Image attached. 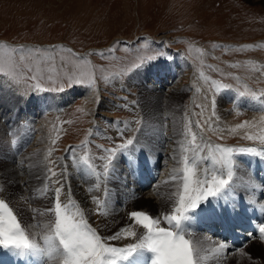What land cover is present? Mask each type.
I'll return each mask as SVG.
<instances>
[{"label":"rangeland","instance_id":"obj_1","mask_svg":"<svg viewBox=\"0 0 264 264\" xmlns=\"http://www.w3.org/2000/svg\"><path fill=\"white\" fill-rule=\"evenodd\" d=\"M160 52L164 56L133 70L134 64ZM151 66H165L166 70L157 69L163 74L155 80H161L159 84L164 87L153 89L147 84L156 75L151 70L147 72ZM81 73L95 78V87L90 88L95 98L92 102L78 90L80 86L88 87L87 79L85 85L66 83L68 76L80 77ZM142 73L147 76H140ZM33 75L38 76L42 90L32 87L37 82L31 79ZM171 75L178 86H187V90L168 101L164 94L170 92L171 88L166 86L171 83ZM217 85L221 86L220 91L216 90ZM65 92L68 98L72 92L77 96L68 106L50 109L49 105ZM153 92L158 95L153 96ZM241 92L245 95H239ZM8 93L22 100V104L32 96L51 102L45 110L38 102L31 105L42 109L36 113L35 121L39 127L43 124L39 135L36 132L33 138L32 134L30 139L23 138L21 117L0 125V199L9 204L26 233L31 234L29 239L45 247L43 237L52 234L55 217L46 209L54 206V188L62 189L65 184L54 183L59 175L47 179L48 169L63 173L67 165L64 161L68 160L74 172L70 178L79 182L76 187L85 206L92 207L93 196L101 197L104 211L109 214V219L101 220L100 216L93 220L100 230L97 233L102 232V239L110 246L125 247L137 242L136 238L126 237L119 246L118 240L109 241L108 237L131 223L128 205L153 217L160 215L158 203L145 193L159 176V171L151 167L156 162L160 166L162 153L167 154L176 140H184L186 124H192L193 132L215 145L264 150L258 139L245 138L264 136V0H0V97ZM94 105L97 109L92 112ZM105 110H109L108 115L99 113ZM195 121H199L200 128L194 126ZM245 121L249 123L244 128H236ZM168 123L175 129H167ZM44 133L46 146L36 148L37 138ZM166 136L171 137L169 142ZM127 139H133V146L116 156L105 175L107 160L101 158L108 153L103 149L114 148ZM200 142L198 136L197 143ZM69 146H76L75 156L69 154ZM177 151L180 157L185 154L178 147ZM202 152L208 154L207 149ZM234 158L236 174L225 195L233 196L234 202L238 200L244 208L250 193L264 190V182L258 177L262 169L256 163L264 158L251 154H236ZM242 165L248 174H240ZM211 166L209 161L207 168L211 170ZM24 172L30 175L32 186L27 193L21 188ZM102 176L105 188L99 196L97 185ZM128 179L141 180L142 192L124 196L129 188ZM169 181L163 182L166 198L161 207L168 211L175 202L176 186ZM46 183L50 186L47 190ZM135 231L137 236L141 234L137 228ZM0 249L11 264L63 262L55 253L49 259L21 254L13 248ZM142 251H148L147 262ZM142 251L133 257V264L152 263L154 254ZM243 252L250 264L259 254L252 247ZM238 258L245 255L242 253L227 264H239ZM201 264L211 262L202 256Z\"/></svg>","mask_w":264,"mask_h":264},{"label":"snow or ice","instance_id":"obj_2","mask_svg":"<svg viewBox=\"0 0 264 264\" xmlns=\"http://www.w3.org/2000/svg\"><path fill=\"white\" fill-rule=\"evenodd\" d=\"M21 51L23 50L21 49ZM160 56H164V53L160 52L155 57L142 59L141 62L133 65V70ZM31 79L37 81L32 87L35 90H42L38 76L33 75ZM48 79L52 80V77L49 76ZM86 79L87 86L94 88L95 78L91 74L81 73L80 77L68 76L66 83L68 86L85 85ZM213 83L216 82L213 81ZM222 87L228 88L229 86L223 85ZM220 88L221 86L217 85L216 90L220 91ZM239 95L243 96L245 93L241 92ZM97 103H99L98 100ZM212 103L214 105L215 101L213 100ZM248 123L245 121L243 124L236 125V128H244ZM194 126L201 127L199 121H195ZM201 131L203 130L201 129ZM182 135L184 140L180 142V151L182 153L191 152V157L187 154L182 155L180 163L183 166L174 169L173 175L170 177L169 182L176 185V190L173 193L175 202L171 210L155 217L144 211H131L129 220L132 223L108 237L109 240H119L126 235L136 238L137 242L128 243L121 248L110 246L101 238L97 230L87 223L82 210L77 208L75 212L72 211L77 206L71 200L62 205L61 188L56 187L53 190L54 206L46 209L47 212L54 215L55 220L52 225V234L43 237L45 247H41L39 243L29 239V235L4 199H0V247L13 248L21 254L32 253L37 256H47L49 259L53 258L55 253L62 257L63 264H118V261H129L130 258L145 249L155 254L152 264H198L204 241L186 238V235L191 237L193 234L185 226L186 222L191 219L190 213L209 198L223 197L227 200L225 194L231 190L236 174L234 171L236 154H251L264 158V150L258 151L256 147L213 145L206 141L200 133L193 132L192 124L185 125ZM198 136L200 143H197ZM245 138L248 140L258 139L261 144H264V136L246 135ZM86 144L87 141L84 146ZM133 144V139H127L114 148L103 149L108 153L107 157L101 158L107 160L104 165L105 175L108 174L109 166L115 163L116 156L128 150ZM75 148L76 146H69L70 155L75 156ZM204 149L208 150L207 156L201 154ZM204 160L210 161L215 167L211 170L208 168L200 170L199 165ZM84 162L87 164V158ZM93 171L95 170L93 169ZM200 171L203 172V175L200 174ZM48 172L52 177L63 175L62 172L58 174L51 168L48 169ZM54 183L62 184V180L56 179ZM45 190H47V186H45ZM89 190L91 191V189ZM92 199L97 206L96 214H106L104 202L95 196ZM162 222L165 226H161ZM134 226L142 227L143 231L139 236H137ZM258 232L260 238L264 239V223L258 226ZM226 248L227 243L221 242L218 244L216 252L223 253Z\"/></svg>","mask_w":264,"mask_h":264},{"label":"bare ground","instance_id":"obj_3","mask_svg":"<svg viewBox=\"0 0 264 264\" xmlns=\"http://www.w3.org/2000/svg\"><path fill=\"white\" fill-rule=\"evenodd\" d=\"M157 69L164 70L165 66H162V67H158V66L153 67V66H151V68L149 67L148 71H147V72H149L151 70L150 73H152V74L155 73L156 74V75H154L151 78V81H149L147 83V84H150L151 87H153V89L155 87H164L163 85L160 86V84H159L161 80L155 81L157 79V75L158 74H163L161 71H158ZM140 76H147V73H142ZM173 76H174V74H173ZM171 77H172V75L169 78V81H171L170 85L166 86V87H168V89L171 88L169 90L170 92H168V94L167 93L164 94L165 95V99L168 100V101H172L173 99L175 100V98L180 97L187 90V86H184V85L183 86L182 85L178 86V84L176 83L175 79H171ZM162 78H163V75L160 76V79H162ZM154 83H157V84L155 85ZM145 89H147V91L150 90L148 88H145ZM78 90H79L80 93H84V95H86V97L88 96L89 97L88 98L89 101L92 102L95 99L94 95H92L90 87L80 86L78 88ZM65 93H62L61 95H59L58 98L54 101V103L49 105L50 109L58 110V109H61V108L65 107V106H68L77 96L76 93L72 92L70 94L71 95L70 98H68V96H67L68 93H66V94ZM156 95H158V94H155L153 92V96H156ZM73 97H75V98H73ZM17 99H18V97L14 96L12 93L5 94L4 97L1 94L0 103H2L3 106L0 108V125L1 126H5L8 122L12 121L13 119L15 120L16 118L21 117L20 122L22 124V136H23V138L24 139H28L31 134H32V138L34 137V135L35 136L37 134L39 135L40 131L42 130L41 127H43L42 126L43 124L42 125L40 124L41 127L38 126V124L35 121V115H36L37 112H41V110H42L41 108H43V110L48 109L47 106L51 102L49 100L48 101L45 100V98H42V97H34V96H32L30 98H26L24 104H22L23 103V102H21L22 100L18 101ZM40 101H43V103H41ZM36 102H38V103H40V105H42L40 109L37 108V106H31L33 103H36ZM174 105H176V104H174ZM96 109H97V106L94 105L93 108H92V112H95ZM106 109H108V108H106ZM8 110H11V112H8ZM18 110H19V112H18ZM21 111H24V113L22 114ZM99 113H103V114L108 115L109 110H108V112L105 110V111H100ZM3 121H6V122H3ZM40 123H41V121H40ZM16 128L17 127L13 128L12 131H14ZM166 128L170 130V129L174 128V127H173V124L168 123ZM36 132H38V133L36 134ZM166 133L169 134L170 131H168ZM46 135H47V133L46 134L44 133V134L40 135L42 137V139H41V137L37 138L36 143L38 145L36 146V148H42L44 146L45 143L43 144V141L45 142ZM170 138L171 137H169V139H168L167 136L165 137V139L168 140V142L170 141ZM205 140L210 142L211 144L215 145V143H213L212 141L208 140L207 137L205 138ZM181 141H182V139L176 140L174 142V144H172L169 147V149H168L169 151H168L167 154L166 153H162L161 158L158 161V162H160V166H159V164L157 162L155 163L156 167H157V164L159 166V169L157 168L158 170L156 169L154 164L151 167L153 171H155V170L159 171V173H158L159 176L156 178L155 181H153V183H152L153 186L150 187L149 189L145 190V193H148L147 196H146L147 198L155 199L154 203H158L157 205H159V207H160L159 209L161 210V211H159L160 214H162L164 211L169 212L168 209H166V208L162 209L161 208L162 204H163V202L165 201V198H166V194L163 191V182L164 181H168L170 179L168 177H170L172 175V171L174 169H178L177 165H178V163H180V158H182V156L180 157L178 155V153H179L178 151L179 150L177 151V147L178 148L181 147V143H180ZM46 142H47V140H46ZM48 143H49V141H48ZM45 146H46V144H45ZM185 154H187V155L189 154V157H191V152H187ZM201 154L204 155V156H207V154H205L203 152ZM22 158H24V157L22 156ZM67 161H64V164H67V165H66L65 170L63 171V175L59 176V179H61L62 182H64V184H65V186L62 187V189H61V198H60L61 199V203L63 205L64 203H67L69 200H71L77 206L76 208H73L72 211L75 212L77 210V208L82 210L83 214H84V218L86 219L87 223L91 227L95 228L96 230H99L93 224V220L100 219L99 218L100 216H101V220L106 219V218L109 219V214L108 213L100 214V215L96 214L95 210H96L97 206L94 203H92L94 205V207L92 205L93 208L90 205H89L90 208H87L85 206V199L81 198V196H83V195L80 194L81 192L79 193V191H80L79 187H76V185L79 184V182L77 180H75V178L73 179L74 181L71 180V178H70V175L72 176L74 174V172L72 171V169H70L71 168V167H69L70 163L67 162ZM263 162H264L263 160L262 161L261 160H257L256 163H257V166H259L262 169V173L258 175L259 180H263V182H264V171H263L264 170V164H263ZM208 163H209V161H207V160L201 161V163L199 165L200 170H202L203 165H205L206 168H207ZM17 165L20 167L21 163L18 161ZM120 167H122L121 164H120ZM213 167H215V166L212 165L211 168L210 167L209 168L212 169ZM23 168H24V166H23ZM17 169H19V168H17ZM239 171H240V174L241 173L242 174H244V173L248 174V169L244 168V165H242L240 167ZM200 174L203 175V172L200 171ZM124 175H126V174H124ZM29 178H30V175L29 174L27 175V173L24 172L23 175H22L21 188H22V190L25 191V193H27L28 191L30 192V189L32 187L30 185L31 182H30ZM128 178H130V177H128ZM32 179H33V177H32ZM47 179L51 180L53 178H52L51 175H49L47 177ZM131 179H128L130 181V183L128 185L129 188H128L127 192L124 190L125 191V193H124L125 195L124 196H132V195L134 196L137 193H141L142 192V184H141V180L143 179L142 176H140L141 180L138 181V182H136V181L131 182ZM103 183H104V179H103V176H102V178L100 179V182L97 185L99 187V188L97 187V189L100 192L99 196L101 195V192H104V188L105 187L103 186ZM46 186L50 188L48 183H46ZM136 187L139 188V190H137ZM175 190H176V186H175ZM51 194H52V192H51ZM51 194H50V196H51ZM87 194H89V193H87ZM27 197H28V195H27ZM98 199L101 200V197L100 198L98 197ZM233 199H234L233 196H228V195H227V200H225L223 197H220V198H209L206 202H204L203 204L201 203L198 208H196L194 211H192L193 212V213L191 212L192 214L190 213L191 219L186 222L185 226L187 228H189L192 231L193 234H192L191 237H188L186 235V238H192L194 241H199V240H203L204 241L203 250L200 253L198 264H201V257L202 256H205V260H209L211 262V264H225V263L227 264L229 262H232L231 261L232 259L235 260V258L238 257V255H241L242 253L245 255V258H238V263L239 264H250V260L249 259L246 260V254L243 252L245 249L250 248V247H252L253 250H255L256 252L259 253L258 256L256 257V261L254 263H251V264H264V239L260 240L259 239L260 238L259 234H255L254 232L249 231V230L248 231H244L242 229V230H239V235H240L241 238H247L246 239L247 241H245V245L244 246H238V245H236V244H238L236 242H237V238H238L239 235L231 232V231H235L233 228H227V226H226V224L232 223V224L236 225L237 227H239V229H241L242 226L249 227V221L253 222V221L257 220V219L264 220V190H263V188H260V189H258L257 193L256 192L255 193H250V195L247 197V203H250L251 205H248L246 203V207H244V208L241 207L242 206L241 204H243V203L239 204L238 200L236 202H234ZM210 205H211V208L209 207ZM113 208H115V207H113ZM131 211H134V209L132 208L131 205H128L127 214H129ZM122 212L123 211H121V213ZM118 214H119V212H118ZM229 216H230V218H229ZM120 217H121V215H120ZM207 222L211 223V224L214 223V225L219 224V226H218L219 229H213L212 226H211V228L209 230H207V229L205 230L204 228H205ZM136 228H137V230L140 233L143 231L141 226H134V230ZM38 230H41V229H38ZM98 234L102 238V236H103L102 232H98ZM219 234H221L224 238L226 237L227 239L220 240L219 236H218ZM29 235H31V234H29ZM32 237H34V236L32 235ZM126 237H128V236L125 235L124 237L119 239L118 240L119 243L117 245L122 246L120 244L123 241H125ZM130 239H132V238H129V240ZM114 242H116V241H114ZM221 242H226L227 243V248H231L230 251L227 250V248H226L223 253H217L216 252V248L218 247V244L221 243ZM115 247L121 248V247H118V246H115ZM141 253L143 254L142 256L145 257L144 261L147 262L146 258H148V257L146 256V254L148 253V251H146V252L142 251ZM20 257H19V259H20ZM152 259L153 258H151V262H152ZM4 261H8V259L5 257V255H3V252L0 249V264L4 263ZM134 261H135V259L132 257V258H130V260L128 262L127 261H120V262L122 264H133ZM21 264H25V262L23 261V262H21ZM27 264H29V263H27ZM61 264H63V262Z\"/></svg>","mask_w":264,"mask_h":264}]
</instances>
